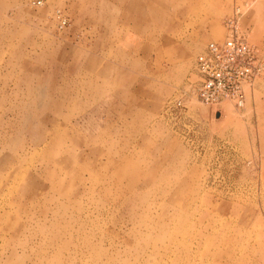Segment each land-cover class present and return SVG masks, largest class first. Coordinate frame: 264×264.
Listing matches in <instances>:
<instances>
[{"label": "rangeland", "instance_id": "rangeland-1", "mask_svg": "<svg viewBox=\"0 0 264 264\" xmlns=\"http://www.w3.org/2000/svg\"><path fill=\"white\" fill-rule=\"evenodd\" d=\"M201 5L0 0V264H264V75L195 92L229 18L264 60V0Z\"/></svg>", "mask_w": 264, "mask_h": 264}, {"label": "built area", "instance_id": "built-area-1", "mask_svg": "<svg viewBox=\"0 0 264 264\" xmlns=\"http://www.w3.org/2000/svg\"><path fill=\"white\" fill-rule=\"evenodd\" d=\"M228 34L222 41L209 42L196 56L197 98L206 105L232 100L242 105L245 87L264 75V60L238 29L235 18L226 21Z\"/></svg>", "mask_w": 264, "mask_h": 264}, {"label": "bare ground", "instance_id": "bare-ground-1", "mask_svg": "<svg viewBox=\"0 0 264 264\" xmlns=\"http://www.w3.org/2000/svg\"><path fill=\"white\" fill-rule=\"evenodd\" d=\"M160 1H164V2H166V0H158V2H160ZM168 1H170L172 4H173V0H168ZM191 1H194L196 4L197 3H199L200 4V9L202 10L203 9V7H202V5H201V3H204V1L205 0H191ZM223 4V3H222ZM218 5V4H217ZM169 6V5H168ZM129 7V6H128ZM192 7V6H191ZM191 7L189 6L188 8H187V12H188V10H190L191 9ZM172 8H174V9H177L178 8V6H177V4L175 3L174 4V6L172 7ZM215 9H216V7H214ZM153 10H154V12H156V13H160V14H162V16L164 15V14H166V11H167V6H165V5H163V4H160V3H158V5H156V7L154 8V6H153V8H152ZM157 9V10H156ZM216 11V10H215ZM221 10H218V13L220 12ZM217 12V11H216ZM57 13V12H56ZM141 15V14H140ZM162 16H160L161 18H162ZM170 19H172V18H170ZM133 24V23H132ZM140 26V25H139ZM203 36V39H209V38H213V39H218L219 37H220V31H219V29H217V28H214V29H212L211 30V32H209V33H207V34H204V35H202ZM200 42V41H199ZM198 43V42H197ZM62 134H63V139H61V136H60V134L59 133H55V136L52 138V139H50L48 142H46L45 144H44V147H46V146H48L49 148H51V147H53V146H55L56 144L57 145H62V147H63V152H65V153H67L66 152V150H68L69 149V146H64L63 144H64V141H65V138H68L69 140H70V142H71V145L72 146H75L76 144H77V139L75 138V136H72V135H70L69 133H68V130L67 129H63V131H62ZM45 135V134H44ZM44 137V136H43ZM54 138H55V140H54ZM49 139V138H48ZM48 147H46V148H48ZM42 149V148H41ZM2 161V158L0 157V162ZM62 162H64V163H66L67 161H68V158H63V160H61ZM17 173H19V172H16V174ZM15 176V174H13V177ZM26 180V179H25Z\"/></svg>", "mask_w": 264, "mask_h": 264}]
</instances>
